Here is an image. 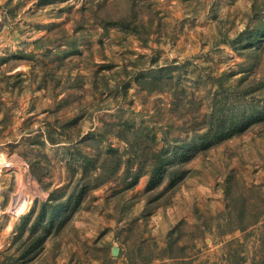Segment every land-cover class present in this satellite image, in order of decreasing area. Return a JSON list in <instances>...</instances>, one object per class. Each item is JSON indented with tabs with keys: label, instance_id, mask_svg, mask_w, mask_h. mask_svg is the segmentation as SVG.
Here are the masks:
<instances>
[{
	"label": "rangeland",
	"instance_id": "374dc122",
	"mask_svg": "<svg viewBox=\"0 0 264 264\" xmlns=\"http://www.w3.org/2000/svg\"><path fill=\"white\" fill-rule=\"evenodd\" d=\"M261 24L264 0H0V264H264V32L234 42ZM213 108L249 120L150 182Z\"/></svg>",
	"mask_w": 264,
	"mask_h": 264
},
{
	"label": "trees",
	"instance_id": "16d2710c",
	"mask_svg": "<svg viewBox=\"0 0 264 264\" xmlns=\"http://www.w3.org/2000/svg\"><path fill=\"white\" fill-rule=\"evenodd\" d=\"M264 32V25H257L252 27H245L243 30L239 32V36H237L235 44L240 45L241 47H247L250 50H253L256 48H252L257 41L261 37V33ZM234 44V43H232ZM244 91V90H243ZM244 94V93H242ZM256 110H262L261 108H264L262 106L261 108L256 107ZM255 115L251 118V120L257 119V115L259 117L263 116L260 113L255 112ZM207 127L204 129L201 133H195L189 140H182L181 144L174 145L169 153L166 152H157L156 157L152 163V171L150 174V182L152 181L154 184L159 183L162 179H164L167 176V173L169 172L170 175H172L173 169L169 168V163L172 160L171 158L178 157L181 163L186 161L189 157L194 155L199 149L205 148L209 145H212V143L218 142L220 140H223L227 137L232 136L234 133L240 132L243 130V122L246 116H249L250 114L246 115L243 114L238 120H233V124H222L225 123V120H229L228 118L219 117V112L217 113V110L215 108L211 109V111L207 114ZM206 115V116H207ZM234 116L237 115V113L233 114ZM232 118V117H231ZM236 119V118H234ZM246 120L249 118H245ZM241 121V122H240ZM198 132V131H196ZM201 140V141H198ZM155 181H157L155 183ZM62 205H57L55 210L50 209L51 212H59L61 210ZM49 208L45 209L43 215H47ZM51 213L50 216H54Z\"/></svg>",
	"mask_w": 264,
	"mask_h": 264
},
{
	"label": "bare ground",
	"instance_id": "6f19581e",
	"mask_svg": "<svg viewBox=\"0 0 264 264\" xmlns=\"http://www.w3.org/2000/svg\"><path fill=\"white\" fill-rule=\"evenodd\" d=\"M27 205H28V199L22 198L17 204L16 207L17 213L23 212L26 209Z\"/></svg>",
	"mask_w": 264,
	"mask_h": 264
}]
</instances>
